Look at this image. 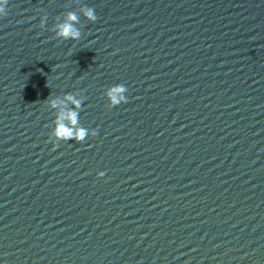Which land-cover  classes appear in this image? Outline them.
<instances>
[{
	"label": "clouds",
	"instance_id": "1",
	"mask_svg": "<svg viewBox=\"0 0 264 264\" xmlns=\"http://www.w3.org/2000/svg\"><path fill=\"white\" fill-rule=\"evenodd\" d=\"M8 4L9 0H0V18H4L8 15ZM83 16L89 22H95L98 17L95 13L94 8L89 6H84L81 9ZM79 16L74 12H69L63 21L55 24L52 31L55 33V38L59 40H73L79 41L81 38V30L76 25L79 23ZM47 22V17H41L39 27L45 29ZM128 88L124 84H115L107 88L104 96L108 100L109 108L116 107L121 103H127L128 97L126 93ZM49 96L44 103L47 104L54 110H57V115L55 116V125L52 129V136L55 137V141H75L77 143H83L90 135L89 129L80 125L79 117L82 111L83 101L86 99H77L72 93H66L63 95V99L59 96L56 98H51ZM65 102H68L65 106ZM64 106V107H62ZM97 131L95 129L91 130V136L95 137ZM51 141L56 146V142L49 137ZM99 177L105 175L104 172H99L97 174Z\"/></svg>",
	"mask_w": 264,
	"mask_h": 264
}]
</instances>
